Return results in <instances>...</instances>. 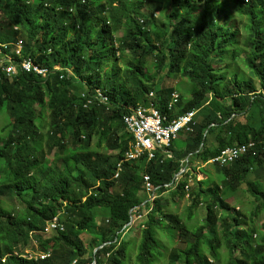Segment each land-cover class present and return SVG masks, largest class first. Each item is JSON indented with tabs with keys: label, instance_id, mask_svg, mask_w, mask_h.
<instances>
[{
	"label": "trees",
	"instance_id": "16d2710c",
	"mask_svg": "<svg viewBox=\"0 0 264 264\" xmlns=\"http://www.w3.org/2000/svg\"><path fill=\"white\" fill-rule=\"evenodd\" d=\"M20 41L25 57L64 71L0 70V113L11 118L0 135V264H264L255 222L264 216V0H0V46L12 53ZM177 74L192 89L169 111L174 89L161 80ZM97 88L107 104L84 106L82 93ZM150 104L168 122L198 110L194 130L172 142L170 159L124 163L115 179L133 141L121 118ZM249 143L254 156L212 166L219 183L197 181V163ZM242 189L248 218L226 203ZM179 200L189 204L181 216L171 210ZM200 209L204 221L190 224ZM54 218L64 230L42 234ZM131 229L141 230L133 259L123 240ZM35 245L50 256L28 259Z\"/></svg>",
	"mask_w": 264,
	"mask_h": 264
},
{
	"label": "built area",
	"instance_id": "2783aa9c",
	"mask_svg": "<svg viewBox=\"0 0 264 264\" xmlns=\"http://www.w3.org/2000/svg\"><path fill=\"white\" fill-rule=\"evenodd\" d=\"M15 46L16 49L12 53L4 51L8 46H0V70L7 74L8 77L15 76L21 71L47 78L54 72L61 71L59 66L50 68L45 63H39L32 57H25L23 55L24 46L22 41L17 42ZM69 72L71 71L69 70ZM82 97L85 102L84 106L96 103L104 105L107 102V96L100 88L92 90L90 94L82 93ZM178 99V94H172V103L168 107L169 111L172 110L173 104L176 105L178 103ZM196 116L197 110H193L168 122L167 116L162 115L155 109L154 104H150L149 106L137 105L136 107L128 108L127 114H124L121 119L125 128L133 136V141L129 144V150L126 151L121 162L117 165V173L114 178H118L124 163L138 162L142 159L150 162L155 159L158 152L170 159L172 156L170 153L172 142L178 140L182 134L193 132L196 125ZM255 149L256 146L253 143L241 147L226 148L214 157L209 165L219 168L230 167L247 155L254 156ZM184 175L185 170H182L176 177V182ZM189 184L186 187V191L190 189ZM144 189L149 196V203H153L155 201L156 189L153 188L149 176H144ZM145 216L146 214L144 213ZM55 230H64L63 223H60L57 218L47 221L42 234H48ZM31 252L30 250H26V256L28 257V254ZM50 254L51 251L49 250L38 251L37 254L33 255L35 258L45 259Z\"/></svg>",
	"mask_w": 264,
	"mask_h": 264
},
{
	"label": "rangeland",
	"instance_id": "374dc122",
	"mask_svg": "<svg viewBox=\"0 0 264 264\" xmlns=\"http://www.w3.org/2000/svg\"><path fill=\"white\" fill-rule=\"evenodd\" d=\"M158 15H159V13L156 12L155 17H157ZM161 17L163 19L160 18L161 19V20H159L160 25L164 24L166 22V20H167L164 15H161ZM156 19H158V17ZM123 31L124 30H121V31H119L116 34L117 38H120L122 36ZM131 59H132V55H129L126 60H131ZM124 62H125V59L120 60L118 62V64L121 67H124V65H123ZM152 62H153L152 58H148L147 59V64H146V67H145V75H148V72H149L148 65L152 66ZM108 69H109V67H106V70H108ZM156 78L160 79L161 76H156ZM161 86L164 87V88H173L174 90H176L180 94H183L185 99H189L190 98L189 90L192 89V84L188 81V79L186 78L185 75H182V76L180 74H177V75H165V76L162 77ZM257 89L259 91V85L258 84H257ZM46 117H47V122H46L45 128L43 129V134L44 135L47 133V130H48V127H49L48 114L46 115ZM10 122H11L10 112L7 111V109L5 108V110L0 113V135L2 137H6L8 132L10 131V128H8V125L10 124ZM111 155H113V154H111ZM143 167H144V163H142V168ZM195 171H196V174H197L196 175L197 181H199V182L206 181V180H208V178L206 176H208L209 177V181L207 183H205L206 185L210 181H214L216 183H219V182H217V180L219 179L217 171L211 165H208V166L204 165L203 166L201 163H197L196 166H195ZM189 186H190V189L194 187V183L192 182V180L190 181ZM226 203L229 206L235 208L236 212H237V210L238 211L240 210V213L248 218V216L250 214L249 211L251 210L250 204L252 203V199L250 198V196L248 194H246L244 192L243 189L240 190L237 194H235V196L230 197V198L228 197V199L226 200ZM14 205L19 210L22 209V205H21L20 201H18V200L15 201ZM188 207H189V204L186 201H183V200L180 201L179 200V202H178V204H176V206H172L171 207V210H172V212L174 214H176L178 216H181V215L185 214L186 209ZM104 214L105 213H102L103 216H104ZM96 215H97V217H99L101 215V213H97ZM225 217H226V215H224V214H220V215L218 214V220H222ZM204 219H205V212L202 209H200L194 215V221L191 222L190 224H193L195 222V223L201 225L202 222L204 221ZM255 222L257 223L256 226H257L258 230L263 232L264 231V229H263L264 216H262L259 219L255 220ZM140 231L141 230H139V229H131V230H128L127 233L124 234V236H123V240H125V241L130 243V246H131L130 247V252L132 254V259L135 258V255L137 253V250H136L137 247L136 246L138 245V243H139V241L141 239ZM217 233H218L220 239H224L225 234L220 228L217 229ZM256 239H258V240H256L254 243L256 244V246H259L261 244V242H260L259 238H256ZM163 244L164 245H169V243L167 241H165V240H164ZM254 248H257V247H254ZM30 250H32V252L28 254V259H35L33 254H37V252H38L37 246L35 245L33 248H30ZM220 252H221V254H223V253L226 254L227 253V249L226 248H222L220 250ZM235 252H236V254H238V252H239L238 249H236ZM25 253H26V251H25ZM156 264H170V259H168V258L165 259V260L162 259Z\"/></svg>",
	"mask_w": 264,
	"mask_h": 264
},
{
	"label": "clouds",
	"instance_id": "9594fccd",
	"mask_svg": "<svg viewBox=\"0 0 264 264\" xmlns=\"http://www.w3.org/2000/svg\"><path fill=\"white\" fill-rule=\"evenodd\" d=\"M83 3H84V1H83ZM15 44H16V43H15ZM4 45H5V44H4ZM55 66H59V65H54V67H55ZM59 67H60V66H59ZM60 68H61V71H60V72L64 71L62 67H60ZM69 70H70L71 72H69ZM58 72H59V71H58ZM68 72H69L70 74H72V73H73V70L68 69ZM97 89H98V88H97ZM174 93H175V92H174ZM174 93H173V94H174ZM176 94H177V93H176ZM178 96H179V95H178ZM107 101H108V99H107ZM170 101H171V100H170ZM178 101H179V100H178ZM96 104H98V103H96ZM106 104H107V102H106ZM104 105H105V104H104ZM176 105H177V104H176ZM176 105H175V106H176ZM127 110H128V108H127ZM197 117H198V110H197V116H196V119H197ZM121 120H122V119H121Z\"/></svg>",
	"mask_w": 264,
	"mask_h": 264
},
{
	"label": "crops",
	"instance_id": "0c3cea01",
	"mask_svg": "<svg viewBox=\"0 0 264 264\" xmlns=\"http://www.w3.org/2000/svg\"><path fill=\"white\" fill-rule=\"evenodd\" d=\"M172 89H173V88H172ZM174 92H175V93H177L178 95L180 94V93H179V92H177L176 90H174V91H173V93H174Z\"/></svg>",
	"mask_w": 264,
	"mask_h": 264
},
{
	"label": "bare ground",
	"instance_id": "6f19581e",
	"mask_svg": "<svg viewBox=\"0 0 264 264\" xmlns=\"http://www.w3.org/2000/svg\"><path fill=\"white\" fill-rule=\"evenodd\" d=\"M171 190V189H170Z\"/></svg>",
	"mask_w": 264,
	"mask_h": 264
}]
</instances>
